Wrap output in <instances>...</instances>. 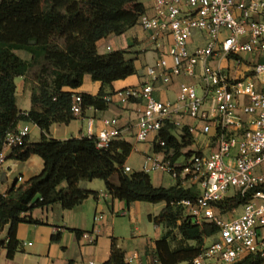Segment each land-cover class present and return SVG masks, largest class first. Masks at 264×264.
<instances>
[{"label":"built area","instance_id":"obj_1","mask_svg":"<svg viewBox=\"0 0 264 264\" xmlns=\"http://www.w3.org/2000/svg\"><path fill=\"white\" fill-rule=\"evenodd\" d=\"M139 26L156 50L166 49L165 56L148 69V83L117 91L105 101L139 105L135 140L150 147L141 172L168 175L179 188L198 190L177 205L193 224H213L219 231L192 264L264 258V0H154ZM159 78L164 85L178 78L192 81L180 84L174 99L161 100L153 85ZM81 104L75 95V117L83 114ZM102 123L103 130L94 135L90 120L85 136L94 137L98 149H108L130 130L117 118ZM29 132L26 124L7 134L0 170ZM163 133L182 147L177 150ZM124 170L133 174L128 166ZM237 196L246 201L240 215L225 204ZM99 236L96 229L81 237L95 245ZM125 263L143 261L133 253ZM152 264H159L155 256Z\"/></svg>","mask_w":264,"mask_h":264},{"label":"trees","instance_id":"obj_2","mask_svg":"<svg viewBox=\"0 0 264 264\" xmlns=\"http://www.w3.org/2000/svg\"><path fill=\"white\" fill-rule=\"evenodd\" d=\"M146 12L141 0H0V152L9 132L20 124H33L41 130V139L29 142L27 137L12 158L26 162L39 157L44 163L40 175L7 191L6 197L0 194V232L10 224L0 247L7 251L8 258L21 249L19 225L40 224L32 217L35 210L54 205L72 210L90 196L98 197V193L81 186L94 180L103 181L106 193L127 206L165 203L163 210L151 217L164 229L154 253L159 264H192L208 241L217 240L219 230L215 225L193 224L185 209L177 205L196 196L198 190H184L176 184L155 187L150 174L125 172L133 152L132 144L125 139L114 141L108 149H98L94 137L64 141L49 137L54 124L68 125L75 119L71 110L75 95L81 96L83 113L87 109L105 111L110 105L105 98L115 93L113 84L138 74L136 59H128V51L100 54L98 43L138 27ZM86 76L101 83L98 95L64 91L81 88ZM19 77L35 80L28 112L17 106L15 80ZM162 137L177 150L182 147L170 135L163 133ZM115 175L118 185L111 181ZM245 202L237 196L225 204L237 210ZM5 211L7 217L3 219ZM106 264H126L125 252L115 241ZM238 264H264V258L251 255Z\"/></svg>","mask_w":264,"mask_h":264},{"label":"crops","instance_id":"obj_3","mask_svg":"<svg viewBox=\"0 0 264 264\" xmlns=\"http://www.w3.org/2000/svg\"><path fill=\"white\" fill-rule=\"evenodd\" d=\"M148 13L152 12L154 0H141ZM149 33L140 26L135 27L120 37L110 36L98 43L100 54H109L113 51L126 50L128 59H136L138 74L113 84L114 92L136 87L148 83V69L164 58L166 49L156 50L149 40ZM21 53V52H19ZM18 53V54H19ZM23 54V53H22ZM25 54V53H24ZM20 55V54H19ZM26 55V54H25ZM22 58L28 60L29 56ZM192 80L178 78L172 85H164L159 78L153 83L157 90V97L161 100L174 99L182 83H190ZM17 106L19 98L32 97V89L35 80L23 77L15 80ZM101 83L92 81L86 76L81 88L77 90L64 89L74 94H90L96 96L101 90ZM174 97L170 98L169 93ZM31 109L24 110L28 112ZM139 105H121L114 102L105 111L87 109L82 116L75 117L65 128L60 124H54L50 129L49 137L56 140H68L71 138L85 137L88 133L90 120H93V133L97 135L104 126L103 118H117L122 128L129 127V132L123 136L132 144L134 150L143 156L150 151L147 144H137L135 140V127ZM26 124H20L24 127ZM30 129L28 141L38 142L32 137V131L42 135L41 130L34 125ZM61 135L63 137H56ZM44 163L39 157H32L26 162L16 161L8 153L7 161L0 170V191L7 192L15 186L27 183L31 178L40 175ZM19 179L22 181L19 182ZM115 185L119 184L115 175L111 179ZM175 185V184H174ZM81 186L92 192L98 193V197L90 196L83 204L72 210H63L60 205H54L45 209H37L32 217L39 221V225L20 224L17 229V239L21 243V249L10 259L3 248L0 253V264H106L111 255L112 245L115 241L119 248L125 252V257L138 253L143 264H152L155 256L156 242L159 241L164 229L156 225L151 217L157 216L151 209L144 208L140 202L127 206L120 200L113 199L106 193L105 183L96 184L95 180L84 183ZM149 204V203H146ZM165 207V206H164ZM10 224L7 223L0 232V241L6 240ZM100 229V236L95 245H89L77 233L92 232ZM207 242V245L211 244ZM185 264V263H182Z\"/></svg>","mask_w":264,"mask_h":264},{"label":"rangeland","instance_id":"obj_4","mask_svg":"<svg viewBox=\"0 0 264 264\" xmlns=\"http://www.w3.org/2000/svg\"><path fill=\"white\" fill-rule=\"evenodd\" d=\"M20 55H22L23 57H26V55L23 53H19ZM169 97L170 98H173L174 95H173V92L172 93H169ZM30 105H31V101H30V98H19V107L24 111L25 109L28 110L30 108ZM75 121V120H73ZM60 126H62V128H65L67 125H63V124H60ZM29 127L31 129L34 128V125L33 124H29ZM32 137H34L35 140H39L41 138L40 135H37V131H32ZM56 137H63L61 135H58ZM143 165H144V156L136 151H133L132 154L130 155V157L128 158V160L126 161V164L125 166H128L132 169V172L133 173H136V172H141L142 171V168H143ZM150 177H151V180H152V184L155 186V187H165V188H168V187H172L175 183L174 181L168 176V175H164V174H161V173H155V172H152L150 173ZM96 184L98 183H104L103 181L101 180H95ZM84 183H88V181H85V182H82V185ZM143 204V207L144 208H148V209H151L153 213L157 214L159 213L165 206V203H158V204H146V203H142ZM242 212L241 209H238V212H237V215H240ZM3 216L2 218L4 219L5 217H7V212H2ZM211 242H213V240H211Z\"/></svg>","mask_w":264,"mask_h":264}]
</instances>
